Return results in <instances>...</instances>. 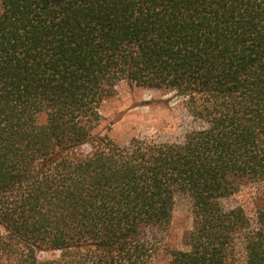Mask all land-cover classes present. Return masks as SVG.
<instances>
[{
    "label": "trees",
    "instance_id": "1",
    "mask_svg": "<svg viewBox=\"0 0 264 264\" xmlns=\"http://www.w3.org/2000/svg\"><path fill=\"white\" fill-rule=\"evenodd\" d=\"M122 83L175 92L181 142L96 133ZM264 0H0V264H264ZM43 253L58 256L42 259Z\"/></svg>",
    "mask_w": 264,
    "mask_h": 264
},
{
    "label": "rangeland",
    "instance_id": "2",
    "mask_svg": "<svg viewBox=\"0 0 264 264\" xmlns=\"http://www.w3.org/2000/svg\"><path fill=\"white\" fill-rule=\"evenodd\" d=\"M101 122L96 133L109 136L119 145L134 138L164 143L181 142L199 126L187 109V100L175 92L145 89L122 83L116 95L100 108ZM264 195V186H248L224 201L227 208L243 207L249 215L256 212L255 197ZM193 228V202L187 195H178L172 223L162 243V250L153 264H168V249H185L184 236ZM58 256L43 253L42 259Z\"/></svg>",
    "mask_w": 264,
    "mask_h": 264
}]
</instances>
